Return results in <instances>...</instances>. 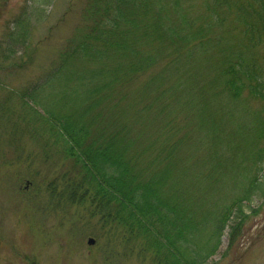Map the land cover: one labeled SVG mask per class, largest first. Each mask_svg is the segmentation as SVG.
<instances>
[{
	"label": "trees",
	"instance_id": "1",
	"mask_svg": "<svg viewBox=\"0 0 264 264\" xmlns=\"http://www.w3.org/2000/svg\"><path fill=\"white\" fill-rule=\"evenodd\" d=\"M84 14L90 25L59 53L49 78L19 96L29 107L38 103L41 111H32L45 143L71 166L58 196L88 205L154 264H205L226 227L227 210L238 206L242 214L241 203L263 193L264 174L223 211L220 199L208 206L194 199L177 169L185 135L178 136L166 113V74L192 50L210 48L213 90L228 100L247 92L264 104V0H87ZM257 48L263 49L259 56ZM159 63L160 72L136 86L138 75ZM46 86L69 93L43 105ZM195 86L202 95L204 85ZM207 116L213 133V116ZM257 137L264 139V121ZM258 161L255 172L261 174L264 152ZM205 177L210 182L214 175ZM206 229L213 248L200 241Z\"/></svg>",
	"mask_w": 264,
	"mask_h": 264
},
{
	"label": "rangeland",
	"instance_id": "2",
	"mask_svg": "<svg viewBox=\"0 0 264 264\" xmlns=\"http://www.w3.org/2000/svg\"><path fill=\"white\" fill-rule=\"evenodd\" d=\"M86 3L0 0V264H154L123 232L103 225L88 205L58 196L64 188L60 181L71 166L45 143L43 127L32 111H41L38 103L29 102V107L19 97L35 81L49 78L59 53L90 25L91 19L84 17ZM226 34L229 39L230 32ZM234 41L238 43V36ZM262 50L257 48L258 56ZM214 68L210 48L192 50L188 59L168 69L165 86L171 93L163 100L171 97L166 113L174 117L171 124L178 136L185 135L177 168L184 186L207 206L220 199L223 211L243 196L255 176L264 174L262 163L263 172H255L264 152V139L257 137L264 104L247 92L236 100L218 95L209 83ZM160 70L159 63L140 73L136 86ZM195 84L204 85L202 95ZM51 87L40 92L43 105L64 101L69 93ZM207 114L214 119L213 133ZM150 119L145 121L148 131ZM209 173L214 175L210 182L205 177ZM237 207L227 210L226 227L205 264H264V190L241 203L242 214ZM211 237L206 229L200 241L213 248ZM88 238L94 240L92 245Z\"/></svg>",
	"mask_w": 264,
	"mask_h": 264
},
{
	"label": "water",
	"instance_id": "3",
	"mask_svg": "<svg viewBox=\"0 0 264 264\" xmlns=\"http://www.w3.org/2000/svg\"><path fill=\"white\" fill-rule=\"evenodd\" d=\"M94 243V240L92 238H88L87 244L92 245Z\"/></svg>",
	"mask_w": 264,
	"mask_h": 264
}]
</instances>
